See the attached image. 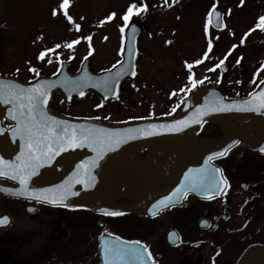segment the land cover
<instances>
[{
  "label": "flooded vegetation",
  "instance_id": "1",
  "mask_svg": "<svg viewBox=\"0 0 264 264\" xmlns=\"http://www.w3.org/2000/svg\"><path fill=\"white\" fill-rule=\"evenodd\" d=\"M120 28L119 26L118 31ZM141 29L140 25L142 32ZM119 34V49H121L124 32ZM90 42V39L86 40L89 46ZM137 48L139 51L137 75L134 79L122 83L117 100L126 89L140 90L139 38ZM120 54L119 50L115 63L101 71H106L117 64L120 61ZM231 57L221 59L226 65V70ZM86 58L88 67L92 71L90 56L87 55L78 62L62 60L51 72L35 67L39 71L38 75L31 73L33 75L25 76L0 70V76L30 82L39 76L52 77L59 71L62 63H67L68 72L75 74ZM237 58H240L239 63H236ZM235 59L234 65L240 66L242 57L237 55ZM262 62L264 57L244 78L238 79L239 83L229 84L224 77L226 70L225 72L218 70L216 74V69L208 71L216 63L214 65L206 63L203 69L209 73L203 75L200 84L206 86L207 83H211L212 86L222 87L227 94L246 96L264 80ZM226 84L229 86L226 87ZM225 88L230 89L231 92ZM153 89L155 90L154 86ZM172 92L174 89L167 92L164 113L172 111L177 102L171 100ZM188 92L189 90L185 94ZM56 99L65 105L74 100L67 103L56 96L50 105L57 114L71 118L68 116L69 113L61 112L56 108L54 105ZM114 102L102 103V105ZM103 109V107L99 108L101 111ZM93 116L99 117L97 120L107 121L106 114ZM141 118H156V115ZM135 119L128 117L115 121ZM240 131H243L241 121L208 123L194 135V138L180 137L155 142L134 153L130 164L118 161L106 166L103 170L104 175L122 173L124 177V181L118 187L104 194L108 200L115 197L116 200L113 202L124 208L120 211L123 213L120 216L104 215L86 205L53 207L0 195V219L5 221L0 224V243L15 245V247H0V255L8 254L7 256L15 259L24 244H31L30 240H40L45 235H49L52 238H64L67 242L62 244L61 249L59 247L51 249L52 254L47 257L42 256L38 264H101L98 241L104 235L119 237L121 241H140L152 256V261L148 262L145 259V264H237L248 249L264 250V152H258L238 142L228 148L224 156L214 158L212 164L221 170V176L227 181L222 185V194L219 196L206 199L187 193L180 203L161 209L155 215L149 209H145V206L151 199L169 189L170 166L179 150L199 145L219 147L229 135ZM249 134L250 137H255L256 130L251 129ZM6 217L9 219L8 222ZM12 262L10 260L8 264Z\"/></svg>",
  "mask_w": 264,
  "mask_h": 264
},
{
  "label": "rangeland",
  "instance_id": "2",
  "mask_svg": "<svg viewBox=\"0 0 264 264\" xmlns=\"http://www.w3.org/2000/svg\"><path fill=\"white\" fill-rule=\"evenodd\" d=\"M146 1L150 4L148 11L132 16L142 28L139 36L140 87L137 85L140 90L126 89L120 99L105 106L94 97L74 100L68 105L56 99L54 105L58 110L69 113L71 118L81 119H95L93 115L106 114L107 121L162 114L165 111L163 108L167 92L174 89L170 95L174 102L185 92L180 89L186 90L190 86L186 62L193 63L201 59V63L193 64L191 69L194 80H199L209 73L203 69L206 63L214 65L226 53L232 55L224 74L229 84L244 78L264 57V32L256 26L258 17L264 16V0H243L242 4L240 0ZM138 2L139 0H69L64 10L72 18V23L69 24L59 9L61 0H0V70L25 76L38 73L35 67L51 72L57 65V54L60 61L72 62L90 55L92 71L106 69L115 63L119 55L118 27L128 24L121 17L130 4L135 6ZM213 4L222 12L227 28L224 32H216L209 23V32L205 36L203 27L205 21L209 20V8ZM53 8L57 9L55 16L52 15ZM109 14H113L111 20L106 19ZM132 17H129L128 22ZM101 21L104 22L101 24ZM249 29L252 31L249 32ZM246 32L248 35L244 36ZM86 36L90 37V46L86 44ZM78 37L80 39L71 49L65 47ZM242 37L245 46L239 43ZM166 41L169 43L166 44ZM209 42L212 44L210 50L207 48ZM234 44L237 45L236 48L229 51ZM56 45L60 47L55 48ZM89 47L92 48L91 54ZM47 49L53 51L48 52ZM41 50H45V59L37 60ZM205 51L208 52L207 57L203 55ZM237 55L242 57L240 66L234 65ZM29 68L36 72H29ZM217 72L216 69V74ZM97 105L104 109L99 110ZM42 240L51 249H61L62 244L67 242L61 237H45ZM32 241L35 240H30L29 243H33ZM0 247L15 245L0 243ZM41 247V244L36 243L30 250L18 253L15 259L22 257L25 258L24 261L38 264L42 256L52 254L49 247L40 249ZM7 255H0V264L13 261Z\"/></svg>",
  "mask_w": 264,
  "mask_h": 264
},
{
  "label": "water",
  "instance_id": "3",
  "mask_svg": "<svg viewBox=\"0 0 264 264\" xmlns=\"http://www.w3.org/2000/svg\"><path fill=\"white\" fill-rule=\"evenodd\" d=\"M218 19L222 22V27H217ZM211 24L217 30L224 29L222 14L215 9L211 13ZM139 35L140 25L135 22L130 23L124 34L121 61L109 71L92 73L88 68V60H85L76 74H70L67 70L68 64L63 63L59 72L53 77L47 78L41 76L31 82L24 83L13 78L0 76V81H3L5 84H16L22 88H31L37 84L44 83L48 90V99L44 105V109L49 117L59 121H66L70 125H84L85 127L100 131L101 134L104 132L122 133L125 129L129 128L144 129L149 124L172 125L175 121L185 122L186 126H180L182 127V131L170 132L158 127L154 129V132L157 134L151 136L137 135L135 139L127 140V142L120 144L114 150L105 152L102 158L96 159L95 166L92 167H89V165L96 158L97 153L93 152L89 147L70 148L62 151L58 155H55L49 163L40 167L36 171V174L27 180V191L20 194L22 191L21 185L18 180H12L10 178L14 173L11 169L7 168V165H18L20 163L17 157L21 155V141L18 136H13L12 134V129L15 127L16 122L9 116V108L11 106L0 104V161L4 162V165H0V167H4L8 173V175L0 177L1 196L49 206H59L48 203L45 198L52 199L53 197H59L64 187L70 182L71 191L75 195H70L64 200L65 206L86 205L91 206L95 212H120L124 208L117 206L113 202L116 198L113 197L108 200L104 197V194L118 187L124 181V177L122 173L104 175V168L118 161L123 162V164H130L134 153L146 148L152 143L169 141L180 137L194 138V135L206 122L222 124L229 121H241L243 131L229 135L219 147L199 145L197 147L179 150L170 166L169 175L171 183L169 189L151 199L145 206V209H151L153 204L180 186L181 182L186 180V173L188 174V178H192L197 176L199 171L207 166L216 168L211 162L210 165H206L205 161L213 153L223 151L235 145L236 143L234 142L236 141L246 144L253 150L262 152L261 149L264 148V108H261L259 111H237L235 109L246 107L243 102L248 100L250 96H254L257 99L258 105L260 92L264 90L261 87L264 85V81L255 91L244 98H227L214 87L199 88L186 99L175 115L170 118L135 120L126 123H106L96 120L71 119L57 114L51 109L50 105L55 96L61 97L67 103L73 99L83 98L88 95H94L103 102L115 100L122 82L132 80L136 75V60L138 57L137 38ZM221 69L224 70V66ZM117 73H120L119 77L116 76ZM130 73H134V75ZM106 76L118 79L119 82L115 84L113 89H106L102 86L103 79ZM84 84L88 86L84 87ZM81 91L84 93L83 96L79 95ZM217 100H222L224 104L230 105L234 110L227 112L209 111L207 115H194L197 109L210 105ZM190 118L199 119L200 122L193 123ZM3 121L10 123V126H5ZM251 129L256 130L255 137H250L249 133ZM80 165L83 167L78 169ZM78 171L80 172L79 177L76 176ZM85 172L90 173L92 177L91 184L87 183V176L84 175ZM77 179H82L85 182L77 183ZM189 193L202 197L194 192ZM36 196H40L41 199H36ZM183 197L177 203H180ZM5 219L6 222L9 221L8 217ZM114 239L101 237L99 240V256L102 264H104L105 258L101 253V245L104 241H112ZM129 264H135V261L130 260ZM237 264H264V250L260 248L248 249L241 256Z\"/></svg>",
  "mask_w": 264,
  "mask_h": 264
},
{
  "label": "snow or ice",
  "instance_id": "4",
  "mask_svg": "<svg viewBox=\"0 0 264 264\" xmlns=\"http://www.w3.org/2000/svg\"><path fill=\"white\" fill-rule=\"evenodd\" d=\"M243 3V0H240ZM69 4V0H61L59 5L60 11L65 15L69 24L72 23V18L64 12L65 8ZM239 6V5H238ZM215 4L212 5L214 9ZM145 6L143 4L140 7H135L134 5H129L127 10L122 15L121 19L125 24L128 23L129 17L133 14L140 13ZM135 9V10H134ZM52 15H57V9H52ZM113 14H109L106 19L111 20ZM211 16V10L209 12V17ZM104 21H101V24ZM222 22L217 21V27H222ZM257 27L264 30V16L258 17ZM77 29L79 25L76 26ZM124 27L120 28V32H124ZM203 31L205 36L209 32V20L204 23ZM252 29H249V32ZM248 32L244 33L247 36ZM40 39V37H37ZM80 38L72 40L67 43L65 47L71 49L74 44L78 42ZM85 40H89L90 37H84ZM169 43L168 41L165 42ZM240 45L244 44V38L240 40ZM237 45H232V49H235ZM60 45H56L55 48H59ZM207 48L210 50L212 44L209 42ZM46 51L52 52L53 49H47ZM92 48L89 47V54H91ZM204 57L208 56V52L205 51ZM227 55V53H226ZM45 59V50H41L37 55V60ZM71 59V57H69ZM56 61L59 64L60 58L57 54ZM240 58H237L236 63H239ZM223 60H220L213 68L208 69L212 71L218 69L223 65ZM119 63V62H118ZM201 59H197L193 63H185V67L189 69V74L187 75V81L191 87H195L197 84L201 83V80H194L191 69L193 64L199 65ZM261 68H264V62L261 63ZM29 72H36L35 69L29 68ZM123 71V69H122ZM129 74V73H126ZM133 74L134 73H130ZM38 75V73H37ZM117 77L120 73L116 74ZM119 81L115 77L109 78L105 77L102 82V86L106 89H113L115 84ZM219 82V81H218ZM239 83V81H237ZM87 87V84L83 85ZM96 86V85H93ZM264 89V85L261 86ZM47 87L44 83L37 84L35 87L22 88L16 84H5L0 81V104H7L11 107L9 108V116L12 120L16 122L15 127L12 129L13 136H18L21 141V155L17 157L20 163L7 165L8 169H11L14 174L10 176L12 180H18L21 185V193L27 191V180L36 174V171L43 167L45 164L49 163L51 159L58 155L62 151H66L70 148L78 147H89L93 152L97 153L96 158L93 159L89 167L95 166L96 159L102 158L103 154L107 151L114 150L120 144L127 142V140L135 139L137 135L141 136H151L157 134L154 129L161 128L170 132L182 131L181 125H185L184 121H175L172 125H155L149 124L144 129H125L122 133H107L101 134L100 131L85 127L84 125H70L66 121L55 120L49 117L44 109V105L48 99ZM184 92L185 89H180ZM113 94H115L113 92ZM79 95L83 96V91L79 92ZM107 98V97H106ZM244 105L246 107L237 108V111H259L264 108V90L260 92L259 103L257 105V99L254 96H250L248 100H245ZM100 107V105H97ZM234 109L227 104H224L222 100H217L210 105L204 106L201 109H197L194 114L196 116L207 115L209 111L213 112H227L233 111ZM99 119V117H96ZM107 119V117H105ZM192 119V118H190ZM193 123H199V119H192ZM238 143V141L234 142ZM264 152V148L261 149ZM227 149L213 153L205 161L206 165H210V162L216 158L224 156ZM0 165H4L3 161H0ZM83 166H78V169ZM191 171V170H190ZM8 175L4 167H0V177ZM87 176V183L91 184L92 177L90 173L85 172ZM186 180L181 182V185L173 190L172 193L163 197L161 200L157 201L152 205L149 211L155 215L159 210L168 208L175 203H177L183 196L189 192H194L206 199H210L214 196H219L222 194V185L227 181L221 176V170L219 168H214L207 166L199 171V174L195 177L188 178L186 173ZM76 176H80V172L76 173ZM77 183H84L82 179H77ZM75 195L71 191V183L69 182L67 186L64 187L62 194L59 197H53L52 199H46L48 203H52L59 206H65L64 200L68 196ZM36 199H41L40 196H36ZM104 215L116 217L123 215L121 212L117 211H107ZM3 219H0V224L4 223ZM203 223V222H202ZM111 235V234H109ZM101 253L104 256V264H129V260L135 261V264H145V259L148 262L152 261V256L148 249L141 244L140 241H120L119 237H116L112 241H104L101 245Z\"/></svg>",
  "mask_w": 264,
  "mask_h": 264
},
{
  "label": "bare ground",
  "instance_id": "5",
  "mask_svg": "<svg viewBox=\"0 0 264 264\" xmlns=\"http://www.w3.org/2000/svg\"><path fill=\"white\" fill-rule=\"evenodd\" d=\"M45 237H47V238H49V237H51V236H49V235H45L44 236V238ZM43 239V238H42ZM42 239H40V240H36L35 239V241L33 242V244L31 243L30 245H28V244H24L23 245V249H22V252L24 251V250H30L32 247H33V245L34 244H36V243H38V245H42V247L40 248V249H43V247L45 246V247H49L50 249H51V247H50V245L48 244L47 245V242H46V244L44 243V240H42ZM20 259H13V262L11 263V264H36L35 262H30V261H24L25 260V258H22V257H19Z\"/></svg>",
  "mask_w": 264,
  "mask_h": 264
},
{
  "label": "trees",
  "instance_id": "6",
  "mask_svg": "<svg viewBox=\"0 0 264 264\" xmlns=\"http://www.w3.org/2000/svg\"><path fill=\"white\" fill-rule=\"evenodd\" d=\"M141 4H143L145 7H147V9H149V7H150V4L147 3L146 0H140V1L138 2V5H137V6L140 7ZM147 11H148V10H145V13H146ZM216 88L219 89L222 93L226 94L227 97H230V98H234V97H242V96H238V95H234V94H227V93L222 89V87H220V86H218V85L216 86ZM188 95H189V94H187L186 96H184L182 100H184ZM181 103H182V102H178V103H177V105L175 106V108H174V110L172 111V113H170L171 116L174 115L175 111L178 109V107L181 105Z\"/></svg>",
  "mask_w": 264,
  "mask_h": 264
}]
</instances>
